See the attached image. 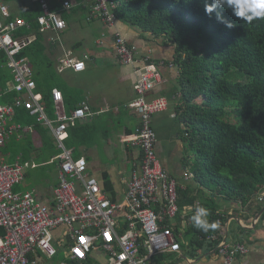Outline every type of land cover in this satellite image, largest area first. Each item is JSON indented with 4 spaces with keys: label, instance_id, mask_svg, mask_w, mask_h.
I'll list each match as a JSON object with an SVG mask.
<instances>
[{
    "label": "built area",
    "instance_id": "built-area-1",
    "mask_svg": "<svg viewBox=\"0 0 264 264\" xmlns=\"http://www.w3.org/2000/svg\"><path fill=\"white\" fill-rule=\"evenodd\" d=\"M83 1L90 5L89 23L101 20L113 26L118 22L117 6L111 0ZM35 2L43 12L37 21L41 32L56 36L50 40L52 44L60 42V36L68 29L62 14L72 9V2H65L58 12H52L46 0ZM0 18V53L5 55L13 75L12 91L18 94L13 105L0 101V148L12 134L29 132L22 125L10 126L16 109L23 108L51 132L62 150L58 157L60 183L55 190L54 207L39 204L32 192L18 195L15 187L24 179L23 167L0 159V264H91V254L96 250L107 257V264H149L157 255L181 253V235L168 224L180 209L178 182L157 154L153 126L154 116L165 109V104L148 98L162 82L161 73L146 69L135 84L136 100L132 108L140 126L136 134L123 139L140 151V162L124 199L114 201L96 178L87 175V161L74 160L65 146L70 127L92 115L91 106L85 101L69 114L64 109L63 93L54 89V119H51L36 92L33 69L27 59L18 58L35 41L17 38V33L27 29L28 24L25 20L10 21V11L2 5ZM115 52L119 62L126 66L139 62L148 66L152 60H138L136 50L121 36L115 38ZM60 68L80 73L85 71L86 64L68 56L60 61ZM8 92L0 89V100ZM187 177L192 179L194 175ZM197 206L200 204L194 208ZM202 240L217 242L224 264H233L237 256L248 252L244 243L221 244L216 234Z\"/></svg>",
    "mask_w": 264,
    "mask_h": 264
},
{
    "label": "crops",
    "instance_id": "crops-1",
    "mask_svg": "<svg viewBox=\"0 0 264 264\" xmlns=\"http://www.w3.org/2000/svg\"><path fill=\"white\" fill-rule=\"evenodd\" d=\"M67 1H71L73 7L63 13L69 14L68 20L62 17L68 29L60 36V42L52 44L50 40L56 37L53 33L39 32L45 40L46 54L43 66L33 70L34 79L37 77L36 92L39 93L38 90L41 89L50 96L52 90H60L64 96V109L69 114L85 101L91 106L93 114L70 127L66 139L70 147L66 148L74 160L87 161V175L96 178L104 192L114 201L124 199L132 174L140 162V151L123 139L125 136L136 134L140 126V119L132 108L136 100L135 84L141 72L146 69L158 70L162 76V82L148 98L150 101L162 100L165 104V109L154 116L153 126L157 134V154L164 168L178 182L180 209L177 217L168 221V224L181 235L182 251L179 254L157 255L149 264H224V259L218 252L217 242H207L199 238V233L205 232L194 227L190 221L198 203L209 210V221L212 215L215 216L218 226L213 234L217 235L221 244L244 243L247 246L248 252L237 256L233 264H264V199L261 200L264 190L257 196L253 205L244 207L238 202L214 197L207 188L187 177L192 172L186 168L188 148L182 135L184 127L178 121L176 112L180 97L177 91L180 70L174 64L175 48L119 21L113 26H107L101 20L89 23L87 19L90 5L83 0H56L61 10ZM0 5L4 6L1 3ZM10 14L13 15L12 12ZM116 36H121L136 50L138 60L151 58V63L148 66L144 62L127 66L121 64L115 52ZM37 38L38 35L33 33L18 39H35V43ZM68 56L78 62H84L85 71L77 73L72 68L61 70L60 61ZM12 88V72L6 76L0 75V89L10 91L1 98L2 104H14L18 94L13 92ZM13 94L17 96L10 104L6 99ZM18 109L23 108L16 109L10 126L22 125L30 130L27 133L20 132L22 135L12 134L7 144L0 148V159L8 164H20L23 167L24 179L15 187L18 195L32 192L39 204L54 207L55 190L60 183L58 157L62 150H58L57 156L53 154L51 158L50 152L39 150L34 156L42 160L40 165H36L34 159L32 163L25 161L21 164L22 155L14 156V152L8 148L15 147L18 139L24 134L39 131L35 124L25 126L17 122ZM47 114L54 119V114ZM41 128L48 131L55 141L49 130L42 125ZM35 168L39 170L38 176ZM32 176L38 180L30 181ZM98 262L91 258V264Z\"/></svg>",
    "mask_w": 264,
    "mask_h": 264
},
{
    "label": "trees",
    "instance_id": "trees-1",
    "mask_svg": "<svg viewBox=\"0 0 264 264\" xmlns=\"http://www.w3.org/2000/svg\"><path fill=\"white\" fill-rule=\"evenodd\" d=\"M111 1L117 6L119 22L176 50L174 64L180 70L176 112L184 127L183 140L195 159L193 179L214 197L244 207L253 205L264 190V19L248 23L230 9H218L234 25L229 29L217 21L215 12L211 16L205 13V0ZM0 3L17 8L10 21L25 20L28 24L17 38L38 35L18 58L27 59L34 71L40 69L46 54L37 24L43 15L41 5L35 0ZM47 3L52 12L61 10L56 0ZM68 15L62 17L68 20ZM2 59L6 57L1 53ZM240 74L245 81L239 80ZM38 91L40 102L53 115V90L50 96ZM16 96L6 100L12 104ZM16 120L25 126L35 124L39 132L43 131L25 109H18ZM210 221L216 222L214 215ZM215 231L201 232L199 238Z\"/></svg>",
    "mask_w": 264,
    "mask_h": 264
},
{
    "label": "rangeland",
    "instance_id": "rangeland-1",
    "mask_svg": "<svg viewBox=\"0 0 264 264\" xmlns=\"http://www.w3.org/2000/svg\"><path fill=\"white\" fill-rule=\"evenodd\" d=\"M48 1V0H47ZM4 5V4H3ZM5 7L10 9V12L16 15L17 8L11 7L9 5H4ZM10 69L8 68L7 59L0 60V75H8L10 73ZM234 80V79H232ZM240 81H245L244 74L239 75ZM235 81V80H234ZM54 84V81L51 82ZM231 121L233 124H236L237 120L235 116H232ZM27 128V127H25ZM22 135V133H20ZM66 147H70L67 141L65 140ZM10 151H13L14 156L15 155H22L20 159V163L24 164L25 161H31L34 159L36 165H40L42 163V160H40L37 156H34V153L38 152L39 150H44V152H50V158L54 154H58V150L60 148L58 145H56V142L53 141L48 131L44 130L42 132H37L34 134H24L21 138L18 139V142L15 144V147H9ZM55 156V157H56ZM186 160L188 163L186 164V168L189 169V172H192L194 169L195 159L192 157V153L188 150L186 153ZM16 159H14L15 161ZM30 163V162H29ZM28 163V164H29ZM57 163V162H56ZM54 165V164H53ZM53 165L51 167H53ZM32 169H34V166H32ZM36 176L39 174L38 168H35ZM33 174V173H32ZM38 180L37 177H31L30 181ZM92 258L94 260H98L100 264H107V257L100 252V250H96L92 252Z\"/></svg>",
    "mask_w": 264,
    "mask_h": 264
},
{
    "label": "clouds",
    "instance_id": "clouds-1",
    "mask_svg": "<svg viewBox=\"0 0 264 264\" xmlns=\"http://www.w3.org/2000/svg\"><path fill=\"white\" fill-rule=\"evenodd\" d=\"M218 9H230L235 17L248 23L257 19H264V0H210V2L205 0V13L211 16L215 12L217 21L231 29L234 25L226 20L222 15V11H217ZM209 215V210L206 207L197 206L194 214L190 217V221L197 229L208 232L218 226L217 222H209Z\"/></svg>",
    "mask_w": 264,
    "mask_h": 264
}]
</instances>
